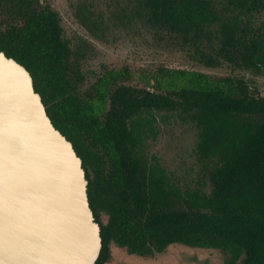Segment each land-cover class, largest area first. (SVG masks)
<instances>
[{
	"label": "trees",
	"instance_id": "trees-1",
	"mask_svg": "<svg viewBox=\"0 0 264 264\" xmlns=\"http://www.w3.org/2000/svg\"><path fill=\"white\" fill-rule=\"evenodd\" d=\"M115 1L122 25L140 23L204 66L264 72V0ZM73 15L91 36L103 37L106 23L89 2L74 4ZM90 48L83 37L62 35L56 12L39 0H0V50L30 72L53 125L81 158L102 241L94 264L109 260L113 243L143 257L182 243L220 249L225 264L242 254L243 264H264V96L239 82L232 95L182 88L174 96H137L119 86L102 127L84 102ZM157 108L177 109L197 129V153L210 166L205 190L180 194L145 153L151 120L130 116ZM172 195L210 212L163 209Z\"/></svg>",
	"mask_w": 264,
	"mask_h": 264
},
{
	"label": "rangeland",
	"instance_id": "rangeland-1",
	"mask_svg": "<svg viewBox=\"0 0 264 264\" xmlns=\"http://www.w3.org/2000/svg\"><path fill=\"white\" fill-rule=\"evenodd\" d=\"M89 2L92 10L101 15L106 29L101 39L91 36L74 18L73 5ZM40 5L56 12L61 34L83 37L91 43L83 69L84 102L87 111L97 120L109 114L110 95L119 86L129 87L132 94L147 92L173 95L182 88L209 89L232 95L236 84L247 86L254 96H264V72L234 69L228 66L207 67L181 48L168 46L155 32L140 23L122 25L118 18L119 3L115 0H39ZM174 96V95H173ZM177 109H149L131 113L130 118L142 116L145 122L144 151L162 165L172 187L180 194L205 190L208 186L209 161L196 150L197 129L178 115ZM118 171L123 170L120 154L115 152ZM163 209L186 210L192 213L209 209L187 203L172 195ZM110 258L104 264H225L228 255L217 248L187 246L172 243L162 252L143 257L130 254L123 247L110 245ZM242 254L234 264H243Z\"/></svg>",
	"mask_w": 264,
	"mask_h": 264
},
{
	"label": "water",
	"instance_id": "water-1",
	"mask_svg": "<svg viewBox=\"0 0 264 264\" xmlns=\"http://www.w3.org/2000/svg\"><path fill=\"white\" fill-rule=\"evenodd\" d=\"M87 183L30 72L0 50V264H94L102 241Z\"/></svg>",
	"mask_w": 264,
	"mask_h": 264
}]
</instances>
